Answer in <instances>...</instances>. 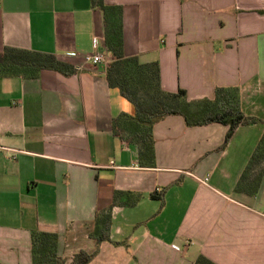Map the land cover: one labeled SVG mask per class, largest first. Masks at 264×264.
Listing matches in <instances>:
<instances>
[{"label": "crops", "instance_id": "crops-1", "mask_svg": "<svg viewBox=\"0 0 264 264\" xmlns=\"http://www.w3.org/2000/svg\"><path fill=\"white\" fill-rule=\"evenodd\" d=\"M105 1L123 7L124 53L157 61L164 90L198 100L237 86L244 113L258 116L264 0ZM5 46L77 70L0 78V264H33V230L57 232L66 264L81 250L96 252L87 264H264V176L256 193L236 188L262 124L238 127L221 149L228 125L167 116L154 125L156 166L142 167L113 128L135 108L106 77L113 56L92 0H0ZM98 51L105 62L84 59ZM103 212L110 240L98 243Z\"/></svg>", "mask_w": 264, "mask_h": 264}, {"label": "trees", "instance_id": "trees-1", "mask_svg": "<svg viewBox=\"0 0 264 264\" xmlns=\"http://www.w3.org/2000/svg\"><path fill=\"white\" fill-rule=\"evenodd\" d=\"M103 14L105 45L113 56L107 66L106 77L110 86L120 90L135 108L134 114L123 113L113 121V128L130 143L137 145L142 167L156 166L154 125L170 115H181L188 126L222 123L229 126L225 148L236 129L242 125L264 124L258 116L246 115L242 108L240 88L218 86L213 98L189 100L184 90L170 92L161 84L160 66L157 61L142 63L136 55L124 53L123 7L92 0ZM44 69H52L70 75L77 68L60 60L52 53L5 46L0 52V78H37ZM264 176V132L246 165L236 188L256 193ZM120 195L117 191L115 199ZM112 217L103 212L96 217L90 236L98 243L110 240ZM33 264H66L58 252L57 232L32 231ZM96 252L79 251L71 264H87ZM194 264H216L199 255Z\"/></svg>", "mask_w": 264, "mask_h": 264}, {"label": "built area", "instance_id": "built-area-1", "mask_svg": "<svg viewBox=\"0 0 264 264\" xmlns=\"http://www.w3.org/2000/svg\"><path fill=\"white\" fill-rule=\"evenodd\" d=\"M93 45H94V48L97 50L98 49V40L97 38L94 39L93 41ZM72 56L76 55V53H71ZM84 59L88 62H92L94 64H99V63H102V62H105L106 61V56L101 53V52H96L94 54H86L84 56ZM177 248V247H176Z\"/></svg>", "mask_w": 264, "mask_h": 264}, {"label": "rangeland", "instance_id": "rangeland-1", "mask_svg": "<svg viewBox=\"0 0 264 264\" xmlns=\"http://www.w3.org/2000/svg\"><path fill=\"white\" fill-rule=\"evenodd\" d=\"M258 117L262 118L264 120V101L262 102V107H260L257 111ZM264 127V124H262Z\"/></svg>", "mask_w": 264, "mask_h": 264}]
</instances>
